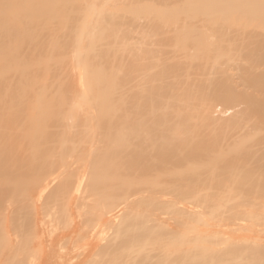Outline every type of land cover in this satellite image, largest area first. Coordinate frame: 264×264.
<instances>
[{
  "label": "bare ground",
  "instance_id": "6f19581e",
  "mask_svg": "<svg viewBox=\"0 0 264 264\" xmlns=\"http://www.w3.org/2000/svg\"><path fill=\"white\" fill-rule=\"evenodd\" d=\"M0 264H264V0H0Z\"/></svg>",
  "mask_w": 264,
  "mask_h": 264
}]
</instances>
